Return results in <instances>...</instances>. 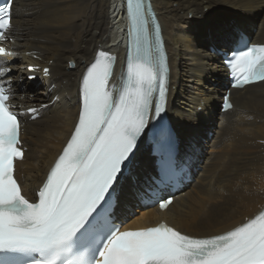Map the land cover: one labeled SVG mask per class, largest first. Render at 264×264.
Listing matches in <instances>:
<instances>
[{"label": "snow or ice", "instance_id": "snow-or-ice-1", "mask_svg": "<svg viewBox=\"0 0 264 264\" xmlns=\"http://www.w3.org/2000/svg\"><path fill=\"white\" fill-rule=\"evenodd\" d=\"M125 3L130 26L119 83L113 82L117 57L95 50L81 76L77 121L34 199L17 175L25 159L20 113L12 103L18 52L4 46L14 43L12 0L0 7V264H264V209L210 236L168 223L122 230L127 221L115 222L118 189L148 133L157 151L171 153L177 144L165 119L170 69L161 27L150 3ZM209 39L227 42L230 34L219 29ZM226 64L234 87L264 82V46L233 51ZM25 71L51 75L48 66ZM224 106L233 108L228 97ZM27 112L33 120L39 115L36 108ZM172 203L160 196L144 207L164 210Z\"/></svg>", "mask_w": 264, "mask_h": 264}, {"label": "bare ground", "instance_id": "bare-ground-1", "mask_svg": "<svg viewBox=\"0 0 264 264\" xmlns=\"http://www.w3.org/2000/svg\"><path fill=\"white\" fill-rule=\"evenodd\" d=\"M119 2H13L14 27L10 38L14 43L8 45L18 52L14 81L24 79L25 65L51 68L49 78L39 77V87L34 88L31 82H18L23 86L18 95L28 100L16 103L24 109L29 103L41 99L50 103L59 97L41 112L40 119L24 128L27 153L17 165V175L29 198H33L74 127L80 106V76L93 52L111 49L119 57L117 68L124 63L120 34L124 20ZM152 2L170 62L168 113L172 126L180 133V146L188 143L194 151V181L180 192L181 196L165 213L138 208L131 215L135 211L134 190L145 183L141 180L143 168L152 170L153 160L147 154L141 157L134 172L139 179L135 183L124 180L120 207L123 213H128L129 224L135 229L165 220L191 235L220 234L264 207V82L233 91V109L219 114V91L227 85V75L220 56L209 46L229 52L239 32L251 44L264 45V0ZM219 29L229 32V41L209 39L210 33ZM48 61L53 63L49 65ZM69 62L75 64L74 69ZM52 86L55 88L50 93ZM123 217L121 214L119 219Z\"/></svg>", "mask_w": 264, "mask_h": 264}, {"label": "rangeland", "instance_id": "rangeland-1", "mask_svg": "<svg viewBox=\"0 0 264 264\" xmlns=\"http://www.w3.org/2000/svg\"><path fill=\"white\" fill-rule=\"evenodd\" d=\"M231 23H232V22H231ZM231 23H230V25H231ZM226 25H227V24H226ZM226 25L224 24V26H226ZM224 26H221V28L224 27ZM209 47H210V46H209ZM223 90H224V88H222V89L219 91V95L222 94ZM217 111H218V109H217ZM218 113L220 114V109H219Z\"/></svg>", "mask_w": 264, "mask_h": 264}, {"label": "water", "instance_id": "water-1", "mask_svg": "<svg viewBox=\"0 0 264 264\" xmlns=\"http://www.w3.org/2000/svg\"><path fill=\"white\" fill-rule=\"evenodd\" d=\"M174 130H176V128H174Z\"/></svg>", "mask_w": 264, "mask_h": 264}]
</instances>
